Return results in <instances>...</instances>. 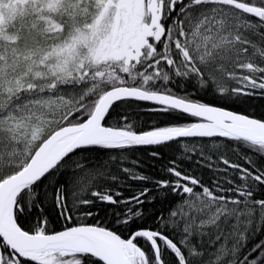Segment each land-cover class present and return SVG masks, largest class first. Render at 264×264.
I'll list each match as a JSON object with an SVG mask.
<instances>
[{
  "label": "snow or ice",
  "instance_id": "1",
  "mask_svg": "<svg viewBox=\"0 0 264 264\" xmlns=\"http://www.w3.org/2000/svg\"><path fill=\"white\" fill-rule=\"evenodd\" d=\"M257 99L264 0H0V264H264Z\"/></svg>",
  "mask_w": 264,
  "mask_h": 264
},
{
  "label": "trees",
  "instance_id": "2",
  "mask_svg": "<svg viewBox=\"0 0 264 264\" xmlns=\"http://www.w3.org/2000/svg\"><path fill=\"white\" fill-rule=\"evenodd\" d=\"M255 108L252 110L253 114L255 115H264V100L257 99L254 101ZM171 155V153H169ZM143 158V157H142ZM191 165L185 162V167H190ZM159 167V164H157ZM159 207V205H157Z\"/></svg>",
  "mask_w": 264,
  "mask_h": 264
}]
</instances>
